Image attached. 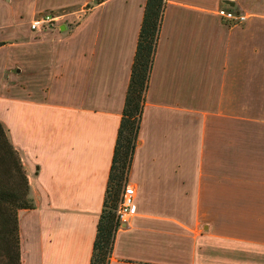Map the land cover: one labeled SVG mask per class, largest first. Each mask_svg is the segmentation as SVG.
Wrapping results in <instances>:
<instances>
[{
    "label": "crops",
    "instance_id": "1",
    "mask_svg": "<svg viewBox=\"0 0 264 264\" xmlns=\"http://www.w3.org/2000/svg\"><path fill=\"white\" fill-rule=\"evenodd\" d=\"M145 2L0 0L21 264L90 263ZM127 183L109 264H264V0H166Z\"/></svg>",
    "mask_w": 264,
    "mask_h": 264
},
{
    "label": "trees",
    "instance_id": "2",
    "mask_svg": "<svg viewBox=\"0 0 264 264\" xmlns=\"http://www.w3.org/2000/svg\"><path fill=\"white\" fill-rule=\"evenodd\" d=\"M166 0H146L89 264H109L121 222L116 210L138 142L145 92ZM0 45L2 43L0 42ZM34 206L19 152L0 121V264L20 263L18 211Z\"/></svg>",
    "mask_w": 264,
    "mask_h": 264
},
{
    "label": "built area",
    "instance_id": "3",
    "mask_svg": "<svg viewBox=\"0 0 264 264\" xmlns=\"http://www.w3.org/2000/svg\"><path fill=\"white\" fill-rule=\"evenodd\" d=\"M218 14L229 23L238 24L247 19V14L231 8H220ZM63 21V16L53 12H43L29 22L31 30L58 28ZM135 187L127 182L124 184L120 194L116 214L120 222L126 219L135 211Z\"/></svg>",
    "mask_w": 264,
    "mask_h": 264
},
{
    "label": "water",
    "instance_id": "4",
    "mask_svg": "<svg viewBox=\"0 0 264 264\" xmlns=\"http://www.w3.org/2000/svg\"><path fill=\"white\" fill-rule=\"evenodd\" d=\"M229 4H232L231 2H228Z\"/></svg>",
    "mask_w": 264,
    "mask_h": 264
}]
</instances>
